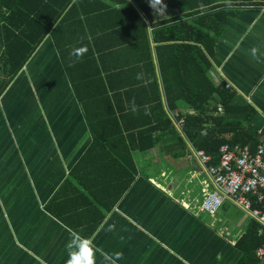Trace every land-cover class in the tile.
I'll use <instances>...</instances> for the list:
<instances>
[{
    "label": "crops",
    "instance_id": "1",
    "mask_svg": "<svg viewBox=\"0 0 264 264\" xmlns=\"http://www.w3.org/2000/svg\"><path fill=\"white\" fill-rule=\"evenodd\" d=\"M234 9L207 72L255 109L247 129L257 134L264 129V7ZM79 87L100 94V88ZM174 111L194 113L182 101L168 113ZM172 121L175 133L131 152L134 179L90 236L66 227L45 206L92 138L52 39L44 38L0 95V264H83L89 254L92 264H235L241 256L235 242L251 216L228 198L214 215L198 210L214 185ZM103 158L109 159L90 153L83 165L91 169L79 172L94 181L118 171ZM64 183L71 195L65 199L80 197L77 178Z\"/></svg>",
    "mask_w": 264,
    "mask_h": 264
},
{
    "label": "trees",
    "instance_id": "2",
    "mask_svg": "<svg viewBox=\"0 0 264 264\" xmlns=\"http://www.w3.org/2000/svg\"><path fill=\"white\" fill-rule=\"evenodd\" d=\"M162 3L163 13L154 12L148 0H0V95L50 36L83 108L92 140L63 182L77 178L75 194L81 198L65 199L71 195L62 183L45 209L85 238L133 181L131 152L151 149L176 132L168 111L179 101L194 111L179 115L181 131L210 157L207 165L217 164L224 143L251 150L257 144V134L247 129L255 109L225 84L214 83L207 71L234 7L259 9L264 0ZM79 86L100 88V94L86 95ZM95 152L107 154L103 162L115 163L118 171L94 181L82 175L79 170L91 169V163L83 164ZM263 245L264 227L251 217L235 242L241 252L235 264H263L255 255Z\"/></svg>",
    "mask_w": 264,
    "mask_h": 264
},
{
    "label": "built area",
    "instance_id": "3",
    "mask_svg": "<svg viewBox=\"0 0 264 264\" xmlns=\"http://www.w3.org/2000/svg\"><path fill=\"white\" fill-rule=\"evenodd\" d=\"M229 89L230 85L225 84ZM221 107L218 106V112ZM182 127L184 119L177 111L169 113ZM200 161L206 164V171L214 185L212 190L204 191L198 210L214 215L225 198L240 206L264 227V132L257 133L254 150L247 145L224 143L219 147L216 165H207L210 157L202 150L195 151ZM256 257L264 264V245L256 249Z\"/></svg>",
    "mask_w": 264,
    "mask_h": 264
},
{
    "label": "clouds",
    "instance_id": "4",
    "mask_svg": "<svg viewBox=\"0 0 264 264\" xmlns=\"http://www.w3.org/2000/svg\"><path fill=\"white\" fill-rule=\"evenodd\" d=\"M149 6L155 11H158L160 13H163L164 10V4L162 3V0H148ZM159 6V7H157ZM81 52L84 51V49H80ZM90 251V250H89ZM72 264H81V261H73ZM83 264H92V257L91 254H89L88 258L83 262Z\"/></svg>",
    "mask_w": 264,
    "mask_h": 264
}]
</instances>
